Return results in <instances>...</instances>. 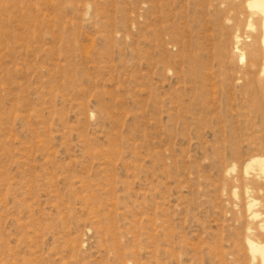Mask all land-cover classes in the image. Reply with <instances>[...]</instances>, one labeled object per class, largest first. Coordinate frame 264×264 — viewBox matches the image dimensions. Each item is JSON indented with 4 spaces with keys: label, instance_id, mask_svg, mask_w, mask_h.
I'll list each match as a JSON object with an SVG mask.
<instances>
[{
    "label": "rangeland",
    "instance_id": "374dc122",
    "mask_svg": "<svg viewBox=\"0 0 264 264\" xmlns=\"http://www.w3.org/2000/svg\"><path fill=\"white\" fill-rule=\"evenodd\" d=\"M247 2L0 0V264H262Z\"/></svg>",
    "mask_w": 264,
    "mask_h": 264
},
{
    "label": "bare ground",
    "instance_id": "6f19581e",
    "mask_svg": "<svg viewBox=\"0 0 264 264\" xmlns=\"http://www.w3.org/2000/svg\"><path fill=\"white\" fill-rule=\"evenodd\" d=\"M247 5L249 8L253 9L257 13L262 15V31H263V38H262V46L264 48V0H248ZM251 164H258L261 167H264L263 160H252ZM249 248L252 252H256L260 255V261L264 264V253L262 247L258 245H254L252 242H248Z\"/></svg>",
    "mask_w": 264,
    "mask_h": 264
}]
</instances>
